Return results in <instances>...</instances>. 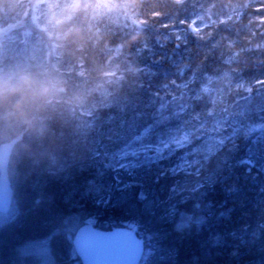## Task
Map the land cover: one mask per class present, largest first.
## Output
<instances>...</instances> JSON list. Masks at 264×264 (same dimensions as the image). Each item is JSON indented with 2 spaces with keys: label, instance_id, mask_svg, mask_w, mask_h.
I'll use <instances>...</instances> for the list:
<instances>
[{
  "label": "trees",
  "instance_id": "trees-1",
  "mask_svg": "<svg viewBox=\"0 0 264 264\" xmlns=\"http://www.w3.org/2000/svg\"><path fill=\"white\" fill-rule=\"evenodd\" d=\"M90 2L95 4V8L90 14L72 21L77 31L65 47L57 48L53 42L52 52V41L44 32L39 37L46 49L39 57H30L29 64L20 57L0 59L1 66L6 68L22 65L33 71L51 70L63 85L61 95L42 114L43 119L39 123L41 132L32 134L21 128L15 134L10 132L6 138H0V146H9L6 175L11 193H15L20 181L18 169L22 161L36 158L48 160L53 155L60 159L66 155H76L88 165L68 182L50 183L47 187L49 199L44 205L35 210L25 205L23 215L0 229V264H41L36 256L20 253L26 241L44 236L60 216H77L82 207L96 197L121 191L117 187L119 182L113 180L114 173L98 175L96 167L92 165L95 150L100 148L103 151L104 145L111 146L107 137L109 128L116 127L124 120L131 122L134 113H150L163 92H174L175 81L179 78L190 79L188 75L194 67L196 76L200 78L221 74V64L229 58L225 44L240 52V64L251 66L260 80H264V50L253 51L249 55L241 52L246 42L245 31L240 30L238 24L235 25L234 17H230V0ZM208 11L230 18V23L219 36L223 43L217 48L211 44L212 39L201 42L200 35L190 29L192 18ZM12 33L18 36L21 29ZM191 65L194 67L191 68ZM53 133L57 144L63 145L62 148L50 149L47 141H42V137ZM235 149L232 146L229 152ZM239 154L237 152L235 155ZM216 158L211 161L210 170H206L205 175H212L219 169V183L206 199L215 205L213 211L218 213L221 210L219 202L224 199L222 189L226 186L225 182L227 185L238 184L245 206L237 208L234 220L237 226L248 227L249 235L255 233L256 238L245 245L230 242L223 249L212 250L209 256L200 243L206 235H210L208 227L194 225L190 232L181 236L172 231L169 223L159 224L153 227L162 238L159 245L172 252L173 260L158 264H264V239H260L261 229L264 228V167L261 165L260 170H255L257 177L247 176L246 170L240 172L233 168L234 163L226 159L229 156L222 157L220 154ZM178 159V155L166 159L150 171L143 169L128 175L121 172L120 180L124 185H133L127 191L131 193L169 185L176 179L178 183L184 177L182 173L175 176L168 173L161 176L158 183L150 178L159 169L167 171L169 165L174 167ZM223 161L227 163L223 164ZM213 179L217 177L213 176ZM93 181L103 191L89 193L88 185ZM136 205L144 213L143 206ZM228 206L232 207L231 201ZM11 207L10 203L8 211L0 215L6 216ZM218 223L213 218V227ZM70 250L63 243L56 245L52 264H73L74 261L69 259ZM234 251L238 252L235 256L232 255Z\"/></svg>",
  "mask_w": 264,
  "mask_h": 264
},
{
  "label": "snow or ice",
  "instance_id": "snow-or-ice-1",
  "mask_svg": "<svg viewBox=\"0 0 264 264\" xmlns=\"http://www.w3.org/2000/svg\"><path fill=\"white\" fill-rule=\"evenodd\" d=\"M260 83L264 84V81ZM203 84V79L195 75L191 79L185 78L178 87L191 93L192 103L176 105L174 101L167 104L160 101L159 106H153L150 113H134L131 122L124 120L116 127L109 128L107 137L111 146L104 145L103 151L97 148L92 154V165L96 167L98 175L114 173L113 180L119 182L117 187L126 193L133 185H124L119 176L121 172L128 175L143 169L150 171L166 159L178 155L174 167L169 165L167 171L159 169L154 177H150L155 183L168 173L173 176L182 173L188 177L180 183L173 182L170 187L171 197L159 220L169 223L172 231L181 236L190 232L194 225L208 227L210 235H206L200 243L205 254L210 256L212 250L223 249L230 242L245 245L256 238L255 233L249 235L248 227L237 226L234 220L237 208L245 206L241 199V187L238 184L227 185L225 182L226 186L222 189L224 199L219 202L221 210L214 212L215 205L206 198L216 190L219 169L212 175H205V172L210 170L212 158L223 146L225 139L234 141L237 137H255L258 142H264V115L256 118L250 114L251 109H246L240 113L243 118L238 125H230L231 131L217 141L209 133L218 131V126L225 122L214 118L215 123H212L207 119L212 113L200 109L201 102H204L205 109L209 107L203 95L209 89L201 90ZM259 111L264 113V104L259 106ZM233 147L236 145L233 144ZM198 155H202L203 159L195 158ZM255 156V151L248 149L244 156L237 158L235 166L247 169ZM86 167L88 165L76 155H66L63 159L53 155L48 160L36 158L22 161L18 169L20 181L14 194L9 190L7 175L0 173V194H3L0 208L6 203L12 205L6 216L0 215V229L7 222L23 215L25 205L32 210L44 205L49 199L47 187L50 183L68 182ZM213 176L217 179L214 180ZM88 191L91 193L103 189L93 181L88 185ZM98 199L101 204L111 203L106 197ZM135 199L144 208L142 215L152 216L150 225L142 220L128 225L126 229L106 233L96 230L95 218L60 216L44 236L26 241L19 251L24 256H36L41 264H52L55 246L63 243L71 248L74 259L82 258L85 264H133L137 258L143 259L148 241L154 238L152 226L158 227L157 216L152 214L155 202L149 203L144 190L135 193ZM229 201L232 207L228 206ZM188 204L190 208L182 207ZM156 212L158 215L159 209ZM213 218L219 221L215 227L212 224ZM141 230H147L145 240L137 239ZM260 239H264V228L261 229ZM237 254V251L232 253L233 256Z\"/></svg>",
  "mask_w": 264,
  "mask_h": 264
},
{
  "label": "rangeland",
  "instance_id": "rangeland-1",
  "mask_svg": "<svg viewBox=\"0 0 264 264\" xmlns=\"http://www.w3.org/2000/svg\"><path fill=\"white\" fill-rule=\"evenodd\" d=\"M4 1V4L0 2V59L3 57H20L22 61H27V64H29L30 57L40 56L41 52L44 51L45 44L40 40L39 34L48 31L47 24L45 23L46 13L39 11L36 7H31L24 9L23 14H21V10L14 7V5L22 2V0ZM234 1L230 0L229 7L232 9L229 13L230 17H234L235 25L238 24L240 30L245 31L244 36L246 42L241 52L249 55L253 51L264 50V0H238L241 4ZM228 23H230L229 17L212 14L208 11L203 15L200 14L192 18L190 29L200 35L201 42L212 39L211 44L214 48H217L223 43L222 39H219V36H221L223 28ZM16 29H21V33L18 36L12 33ZM225 45L229 58L224 59L223 64H221V71L223 72L221 74L207 76L203 79L204 84L201 86V90L203 88L209 89L207 93H203L205 102L209 107L205 109L203 102L200 104V109L206 113H212V116H207V119L212 121V123H215L214 118L222 119L225 122L222 126H218V131L209 133L217 141L220 137H226L227 133L231 131L230 125H238V122L243 118L240 113L246 109H251L252 112L250 114L256 118L264 115V113L259 111V106L264 104V84L260 83V81L264 80H260V76L253 71L251 66H243L240 64V52L237 53L233 50L232 46ZM50 46L53 52L54 43L52 42ZM1 65L2 62H0V69H7V66ZM192 67L194 66L191 65ZM190 72L188 76L191 79L193 75L196 76V67L192 68ZM240 75H242L241 78L239 77ZM182 80L184 79L179 78L178 81L173 83V87L175 85V88H172L174 90L173 93L171 90L170 92L165 91L159 96L156 107L159 106L160 101L166 104L174 101L176 105L192 103L190 99L191 93L187 89L178 87L183 82ZM217 112L220 116H213ZM233 144L237 148H234L235 150L233 152H229ZM238 145L242 146V150L240 148L238 149ZM223 146L212 160H217L218 158L216 157H219L220 154L222 157L229 156L230 159L235 158L237 152L244 156L248 149H253L256 153L255 160L248 165L247 169L235 166L237 159L233 161V168L235 167L240 172L246 170L245 173L248 174L247 176L257 177L255 170H260L261 165L264 167V155H262V152H264V142H258L255 137H237L234 141L225 139ZM191 158L193 159V157ZM195 158L203 159V156L198 155ZM226 163V161H223V164ZM187 178L184 176L182 180L180 179V182ZM177 181L178 179L175 180L176 183ZM171 186H173V183L169 185L163 184L161 187H156L152 190L141 189L146 192L151 202H155L153 215L157 216V225L165 224L159 220V216L163 215V209L169 202ZM101 196L106 197L111 203L106 202L101 204L98 199ZM98 197L83 206L81 212L77 215L86 218H95L97 221L95 225L96 229L110 231L116 228H126L128 225L142 220L145 224H151L152 216L142 215L143 213L139 211V207L136 205L135 193L114 191L104 193ZM157 209H159L158 215L156 212ZM153 227L155 226H152L151 232L155 234L154 238L148 241V247L144 249V257L139 264H158L160 261L166 262L173 260L172 252L169 249L167 251L163 245H159L161 236L157 233V229H153ZM146 237L147 230H141L138 238L145 240ZM69 259L74 261L73 264H81L79 260L73 258L71 250L69 251Z\"/></svg>",
  "mask_w": 264,
  "mask_h": 264
},
{
  "label": "clouds",
  "instance_id": "clouds-1",
  "mask_svg": "<svg viewBox=\"0 0 264 264\" xmlns=\"http://www.w3.org/2000/svg\"><path fill=\"white\" fill-rule=\"evenodd\" d=\"M14 7L20 9L21 14L31 7L46 13V35L57 48H63L77 31L72 21L90 14L95 4L90 0H22ZM62 87L60 79L51 70L33 71L22 65L0 69V138H6L10 132L15 134L21 128L32 134L41 132L42 114L61 95ZM43 140L50 149L63 147L57 144L54 133L42 137Z\"/></svg>",
  "mask_w": 264,
  "mask_h": 264
},
{
  "label": "water",
  "instance_id": "water-1",
  "mask_svg": "<svg viewBox=\"0 0 264 264\" xmlns=\"http://www.w3.org/2000/svg\"><path fill=\"white\" fill-rule=\"evenodd\" d=\"M8 155H9V146L7 145H3L2 147H0V173H3V174H6V165H7V159H8ZM9 190H10V186H9ZM11 192V190H10ZM2 195L3 194H0V203H3V198H2ZM9 206H10V203H6L3 205L2 208H0V213H6L9 209ZM118 229H126V228H116V229H113V230H110V231H101V230H98L100 232H113V231H116ZM137 239H139L137 237ZM80 263L81 264H85L84 260L81 258L79 259ZM140 261V258H137L133 264H138Z\"/></svg>",
  "mask_w": 264,
  "mask_h": 264
},
{
  "label": "bare ground",
  "instance_id": "bare-ground-1",
  "mask_svg": "<svg viewBox=\"0 0 264 264\" xmlns=\"http://www.w3.org/2000/svg\"><path fill=\"white\" fill-rule=\"evenodd\" d=\"M200 72H202V71H200ZM206 78V76L205 77H203L202 79H205ZM201 103H203V102H201ZM200 103V104H201ZM221 114V113H220ZM222 115V114H221ZM213 116H216V117H218V116H220L219 115V113L217 112V113H215ZM242 147V146H241ZM241 150H242V148H241ZM240 156H242V154L240 153L239 155H237L235 158H232V159H230V158H226V159H230L229 161H231V162H233L235 159H237L238 157H240ZM140 211V210H139ZM139 214H141V213H139ZM140 261H141V259H140ZM139 261V262H140ZM139 264V263H138Z\"/></svg>",
  "mask_w": 264,
  "mask_h": 264
}]
</instances>
